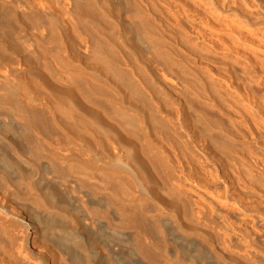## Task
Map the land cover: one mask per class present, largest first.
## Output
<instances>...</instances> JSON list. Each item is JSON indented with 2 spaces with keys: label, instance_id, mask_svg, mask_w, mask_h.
I'll return each mask as SVG.
<instances>
[{
  "label": "bare ground",
  "instance_id": "bare-ground-1",
  "mask_svg": "<svg viewBox=\"0 0 264 264\" xmlns=\"http://www.w3.org/2000/svg\"><path fill=\"white\" fill-rule=\"evenodd\" d=\"M0 264H264V0H0Z\"/></svg>",
  "mask_w": 264,
  "mask_h": 264
}]
</instances>
